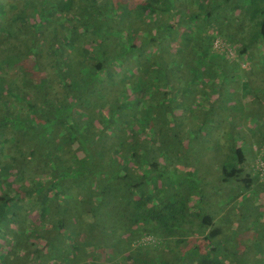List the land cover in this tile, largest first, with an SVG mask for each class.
<instances>
[{"label":"trees","instance_id":"obj_1","mask_svg":"<svg viewBox=\"0 0 264 264\" xmlns=\"http://www.w3.org/2000/svg\"><path fill=\"white\" fill-rule=\"evenodd\" d=\"M254 49L263 72L264 0H0V264H264L234 225L262 171L230 145L188 179Z\"/></svg>","mask_w":264,"mask_h":264},{"label":"rangeland","instance_id":"obj_2","mask_svg":"<svg viewBox=\"0 0 264 264\" xmlns=\"http://www.w3.org/2000/svg\"><path fill=\"white\" fill-rule=\"evenodd\" d=\"M259 52V49H254V51H252L253 61L245 62L243 67V69L248 72L247 83L250 86L249 96L248 93L243 92V87L238 85L236 88L239 90V93L235 99L229 98L223 101V99L220 98L216 102L215 110L212 112L214 120H211L208 125L210 130L208 137V131H203V140H206L207 142L204 149L207 150V146H209L210 150L208 153H206V156L204 155V157L200 158L199 160H195V165L197 168H199L198 166H202L203 168L201 171L203 177H200L199 179V175H196L197 172H194L196 170L198 171V169L194 168V170H192L193 174L188 177L189 180H195L201 185L205 184L203 179L206 178V174L209 172L210 173L207 177V180H216L217 173L219 179L220 172H217L215 168L217 162L216 160H218V158L222 155L223 151L229 150L230 145L239 146L246 154L247 160L244 163L245 173L251 174L255 171V169H260L258 166L260 163L258 162V158L264 155V151H262L264 145V69L262 72V58ZM229 57V62L234 61V55H230ZM222 104L223 106L225 105L227 109H222L220 106ZM194 135V133L191 135L190 140L193 139ZM200 140V137L198 139H194L192 144L197 143L198 146V142H200ZM213 157H215L216 160ZM195 158L198 159L197 157ZM262 173L264 174V171H262ZM215 186L218 187L217 185ZM219 186L221 188V197L226 196L228 193H231L234 197L242 190V185H238L237 183H232L231 185L219 184ZM205 191L209 197L214 196L212 186L208 185L205 188ZM218 191V189H215V192ZM259 194L261 195L245 196L249 201H246L243 197V202H247L249 205L245 204V207L241 209L242 214L238 215L240 216V221L234 223L235 228H241V230L244 232L242 233L243 237L249 236L250 234L255 237L256 235L260 236L263 233L264 195L263 193ZM218 200L219 197L217 196H214L212 199H210L209 202L214 204L213 208H219L217 203ZM240 202V198L234 200L230 199V201H228L226 205L221 208L222 211H219V216H225L228 218L231 217L233 220L237 219V215H235L237 212L234 211V206L237 208V203ZM254 211L257 212V217L260 222L259 224L251 221L256 219L255 216L254 218L252 217V219H248V216ZM150 247L152 248V246ZM163 255L164 257H170L168 252ZM79 263H83V261H79ZM48 264H51V262H48ZM72 264L76 263L73 262Z\"/></svg>","mask_w":264,"mask_h":264},{"label":"built area","instance_id":"obj_3","mask_svg":"<svg viewBox=\"0 0 264 264\" xmlns=\"http://www.w3.org/2000/svg\"><path fill=\"white\" fill-rule=\"evenodd\" d=\"M214 48L220 50V52L226 53L227 57H229L230 55H234V52L232 49H230V47H228L224 42H222L221 40H216L214 43ZM230 58V57H229ZM260 170L264 171V164H260ZM155 239L152 236H147L144 237L140 244L143 247H150L153 246L155 244Z\"/></svg>","mask_w":264,"mask_h":264}]
</instances>
